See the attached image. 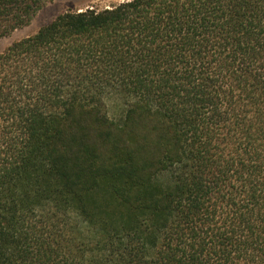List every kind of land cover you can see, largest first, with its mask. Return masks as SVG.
<instances>
[{
  "label": "trees",
  "instance_id": "1",
  "mask_svg": "<svg viewBox=\"0 0 264 264\" xmlns=\"http://www.w3.org/2000/svg\"><path fill=\"white\" fill-rule=\"evenodd\" d=\"M52 1L0 0V37ZM0 264H264V0L68 10L0 53Z\"/></svg>",
  "mask_w": 264,
  "mask_h": 264
},
{
  "label": "rangeland",
  "instance_id": "2",
  "mask_svg": "<svg viewBox=\"0 0 264 264\" xmlns=\"http://www.w3.org/2000/svg\"><path fill=\"white\" fill-rule=\"evenodd\" d=\"M125 0H53L45 4L33 17L31 22L10 34L0 37V53L4 52L13 42L36 33L41 27L52 22L59 14L68 10H83L86 8L103 9ZM111 101V108L112 103ZM114 108L111 109L113 111Z\"/></svg>",
  "mask_w": 264,
  "mask_h": 264
}]
</instances>
